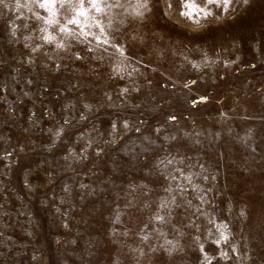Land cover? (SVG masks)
<instances>
[{
	"label": "rangeland",
	"instance_id": "obj_1",
	"mask_svg": "<svg viewBox=\"0 0 264 264\" xmlns=\"http://www.w3.org/2000/svg\"><path fill=\"white\" fill-rule=\"evenodd\" d=\"M101 2L0 0V264H264V0Z\"/></svg>",
	"mask_w": 264,
	"mask_h": 264
},
{
	"label": "snow or ice",
	"instance_id": "obj_2",
	"mask_svg": "<svg viewBox=\"0 0 264 264\" xmlns=\"http://www.w3.org/2000/svg\"><path fill=\"white\" fill-rule=\"evenodd\" d=\"M39 7L47 9L53 16L56 15V13L53 11L56 4L58 2L61 3V6H63L65 3H67L69 6H71L74 9V16L71 20H69V23H75L80 24L81 21L77 17H87L89 8L95 9L97 12H100L102 10V2L101 0H90V3L88 7L86 8L84 6V0H78V3L72 4V0H38ZM245 3H247V0H244ZM225 4H230L231 0H224ZM145 9L147 8V0H145V3L142 5ZM142 14V13H141ZM48 23H51L52 21H47ZM62 31L65 29H61ZM44 39L51 40L52 36L48 35L45 36ZM157 219H163V217H157Z\"/></svg>",
	"mask_w": 264,
	"mask_h": 264
}]
</instances>
